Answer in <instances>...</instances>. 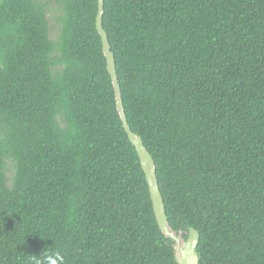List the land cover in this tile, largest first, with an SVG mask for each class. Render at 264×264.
<instances>
[{"label": "trees", "instance_id": "1", "mask_svg": "<svg viewBox=\"0 0 264 264\" xmlns=\"http://www.w3.org/2000/svg\"><path fill=\"white\" fill-rule=\"evenodd\" d=\"M96 12L0 0V264H178ZM102 25L170 227L198 264H264V0H104Z\"/></svg>", "mask_w": 264, "mask_h": 264}, {"label": "water", "instance_id": "2", "mask_svg": "<svg viewBox=\"0 0 264 264\" xmlns=\"http://www.w3.org/2000/svg\"><path fill=\"white\" fill-rule=\"evenodd\" d=\"M103 7L104 0H97L95 28L100 35L102 51L106 61V69L109 73L110 80L114 88L116 109L120 116L124 131L137 152L141 168L144 172L148 184L149 195L152 201V206L157 223L164 236L172 240L174 255L177 263L198 264L199 255L196 251V247L199 241L198 231L190 226L188 228L187 237L183 238L181 231H174L170 227L165 211L163 198L158 186L154 159L151 153L145 147L141 136L132 132L127 122L122 101L121 88L118 82L114 54L110 49L108 36L102 25Z\"/></svg>", "mask_w": 264, "mask_h": 264}, {"label": "rangeland", "instance_id": "3", "mask_svg": "<svg viewBox=\"0 0 264 264\" xmlns=\"http://www.w3.org/2000/svg\"><path fill=\"white\" fill-rule=\"evenodd\" d=\"M57 15H58V10L55 7V4L52 3L48 7L47 16H48V20H49V34L53 40H55L57 38V35H58L59 25L57 23V18H56Z\"/></svg>", "mask_w": 264, "mask_h": 264}, {"label": "clouds", "instance_id": "4", "mask_svg": "<svg viewBox=\"0 0 264 264\" xmlns=\"http://www.w3.org/2000/svg\"><path fill=\"white\" fill-rule=\"evenodd\" d=\"M51 264H56V261L53 260V261L51 262ZM61 264H62V258H61Z\"/></svg>", "mask_w": 264, "mask_h": 264}]
</instances>
